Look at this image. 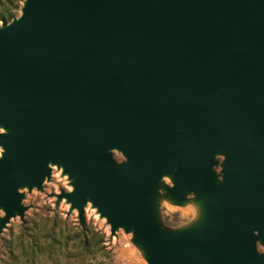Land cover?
Returning <instances> with one entry per match:
<instances>
[{
	"label": "water",
	"instance_id": "obj_1",
	"mask_svg": "<svg viewBox=\"0 0 264 264\" xmlns=\"http://www.w3.org/2000/svg\"><path fill=\"white\" fill-rule=\"evenodd\" d=\"M21 3L0 25V227L55 166L57 201L132 231L148 264H264V0ZM164 174L201 198L196 230L159 228Z\"/></svg>",
	"mask_w": 264,
	"mask_h": 264
},
{
	"label": "rangeland",
	"instance_id": "obj_2",
	"mask_svg": "<svg viewBox=\"0 0 264 264\" xmlns=\"http://www.w3.org/2000/svg\"><path fill=\"white\" fill-rule=\"evenodd\" d=\"M21 2L0 0V25L8 14L9 21L20 14ZM113 158L123 160L116 151ZM221 161L222 157H217L213 165L217 182L222 180ZM50 170L40 187L17 189L23 215L20 218L14 213L0 227V264H148L146 248L134 241L132 231L118 227L111 232L91 203L83 207L81 225L77 211L71 210L64 198L57 201L61 192L71 189L70 180L56 167ZM172 186V176L162 175L152 197L158 226L168 236L196 230L204 218L201 198L183 192L182 200L176 201L168 193ZM3 216L0 207V219ZM51 230L57 234L54 240ZM256 249L263 252L264 245L257 242Z\"/></svg>",
	"mask_w": 264,
	"mask_h": 264
},
{
	"label": "trees",
	"instance_id": "obj_3",
	"mask_svg": "<svg viewBox=\"0 0 264 264\" xmlns=\"http://www.w3.org/2000/svg\"><path fill=\"white\" fill-rule=\"evenodd\" d=\"M19 2H21L22 0H18ZM9 17L11 18V14H8L7 16H6V18H4L3 20H4V22L5 23H8L9 22ZM8 18V19H7ZM51 232V237H52V239L54 240L56 237H57V234H55V233H53V231L51 230L50 231ZM84 239H85V237H84ZM86 242H87V240H85ZM34 247V246H33Z\"/></svg>",
	"mask_w": 264,
	"mask_h": 264
},
{
	"label": "bare ground",
	"instance_id": "obj_4",
	"mask_svg": "<svg viewBox=\"0 0 264 264\" xmlns=\"http://www.w3.org/2000/svg\"><path fill=\"white\" fill-rule=\"evenodd\" d=\"M0 131H2L1 133H5L6 131L5 130H0ZM52 167H55V166H52ZM57 168V167H56Z\"/></svg>",
	"mask_w": 264,
	"mask_h": 264
}]
</instances>
